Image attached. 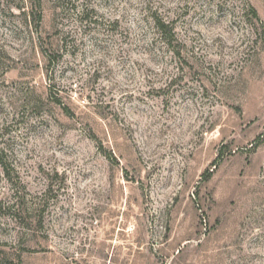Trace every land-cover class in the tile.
Here are the masks:
<instances>
[{"label": "rangeland", "instance_id": "1", "mask_svg": "<svg viewBox=\"0 0 264 264\" xmlns=\"http://www.w3.org/2000/svg\"><path fill=\"white\" fill-rule=\"evenodd\" d=\"M0 264H264V0H0Z\"/></svg>", "mask_w": 264, "mask_h": 264}, {"label": "trees", "instance_id": "2", "mask_svg": "<svg viewBox=\"0 0 264 264\" xmlns=\"http://www.w3.org/2000/svg\"><path fill=\"white\" fill-rule=\"evenodd\" d=\"M166 29H167V28H166L165 26H163V25L160 26V30H161V32H162V31H163V32H166Z\"/></svg>", "mask_w": 264, "mask_h": 264}]
</instances>
